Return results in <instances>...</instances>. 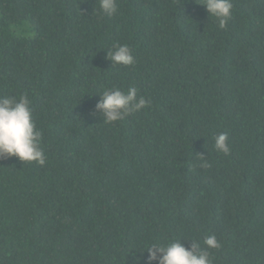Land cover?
<instances>
[{"label":"trees","instance_id":"1","mask_svg":"<svg viewBox=\"0 0 264 264\" xmlns=\"http://www.w3.org/2000/svg\"><path fill=\"white\" fill-rule=\"evenodd\" d=\"M202 2L0 0V98L29 97L46 155L0 158V264H146L209 235L213 264H264V0H231L223 29ZM132 86L150 106L93 114Z\"/></svg>","mask_w":264,"mask_h":264},{"label":"clouds","instance_id":"2","mask_svg":"<svg viewBox=\"0 0 264 264\" xmlns=\"http://www.w3.org/2000/svg\"><path fill=\"white\" fill-rule=\"evenodd\" d=\"M208 16L215 19L223 29L231 18V0H203L202 4ZM100 13L112 17L117 13V0H98ZM106 59L112 66L128 67L135 64L132 51L126 44H113L107 51ZM95 105L93 114H99L102 122L112 124L150 106V101L138 96L137 88L132 86L127 91L109 88L102 91ZM42 133L37 130L31 111V100L24 94L19 98H0V158L16 157L21 162H36L45 165L46 155L41 148ZM228 134L220 133L215 137V149L228 155L230 147ZM200 155V154H199ZM201 159L203 155H200ZM206 167L207 164H202ZM204 247L192 243L185 248L181 241H170L167 244L153 243L147 252L146 264H213L211 249L218 250L221 245L214 235L206 236ZM138 260V258H137Z\"/></svg>","mask_w":264,"mask_h":264},{"label":"rangeland","instance_id":"3","mask_svg":"<svg viewBox=\"0 0 264 264\" xmlns=\"http://www.w3.org/2000/svg\"><path fill=\"white\" fill-rule=\"evenodd\" d=\"M13 32L17 35H23V36H30L31 35L29 25H27V24L23 25L22 27H20L18 29H13Z\"/></svg>","mask_w":264,"mask_h":264}]
</instances>
